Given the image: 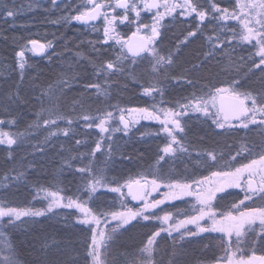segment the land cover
<instances>
[{"label":"snow or ice","instance_id":"snow-or-ice-1","mask_svg":"<svg viewBox=\"0 0 264 264\" xmlns=\"http://www.w3.org/2000/svg\"><path fill=\"white\" fill-rule=\"evenodd\" d=\"M51 3L53 7L57 6V0H51ZM75 12V15L64 17L66 23L77 21L98 32L99 27L91 22L103 19V37L89 41L91 55L85 57L80 52L76 53L81 59L89 60L97 77L96 81L85 83L84 88L95 89L97 99L102 96L108 101L113 88H120L119 77L124 76L123 88L128 87L130 79L132 83L139 84L141 95L149 97L151 103L145 101V106L108 103L104 109H97V114H93L90 101L74 99L72 110L77 119L84 122L81 127L95 128L101 136L90 152L79 154V166L74 167L72 163L76 156L65 158L58 175L62 176L65 168H74L82 182L77 191L86 193L87 198L82 195L66 198L59 190L41 186L36 194L44 193V198L48 200L46 209L0 204V225L5 223L6 218L8 225L18 228L35 222L24 218L41 217L47 213L58 215L54 213V209L58 208L75 209L79 215H67L74 216L75 224L80 226L78 231L84 236L83 264H121L115 258L110 259L111 250L122 236L137 226L151 228L152 231L145 234L131 254L127 251L120 253L126 257L123 264H185V242L201 243L207 251H212V242H217L219 253L213 252L211 259H198L196 264H264V251L257 254V248L264 246V0H228L226 5L218 0H86V3L76 7ZM142 13L151 14V24L144 23ZM16 14L14 4L0 0V17L14 18ZM230 21H235V24ZM124 23L137 26L128 39L117 32L118 25ZM168 25L178 26L180 33L165 53L161 46ZM229 32L230 36L227 35ZM133 40L135 43L130 42ZM198 40L202 43L194 57L195 62L191 68H185L180 75H176L172 69L181 53ZM28 43L35 55H42L51 47L50 41L44 44L30 39ZM114 47L119 48L115 60L107 55ZM237 48L247 52V56L237 58ZM24 55V50L16 53L21 82L26 67ZM218 56L222 58L217 59ZM144 61L148 62L147 71L152 83L141 82L142 77L137 75V66ZM213 61L217 66L216 74H224L228 79L221 85H204L197 89L200 77L194 78L192 74L200 73ZM113 77L117 79L114 81ZM161 77L190 86L192 94L180 98L173 106L165 100ZM253 78L257 86L247 87ZM76 82L78 78L64 73L56 85L41 87L39 95L34 96L40 107L35 127L48 133L46 141L61 134L71 138L72 125L76 120L70 115H62L52 102L67 96ZM84 95L92 94L85 92ZM19 99L18 91L15 95H8L9 102H18ZM116 113H119V125L114 126L112 122L116 120ZM193 119L219 130L216 135L238 134L237 130L243 129L245 137L256 132L260 140L241 144L235 154L229 151L227 156L215 149L202 151L187 139L186 125ZM65 120L67 126L61 128L59 122ZM141 120L155 121L160 125L156 134L162 132L166 135L167 142L159 148L155 164L150 165L148 171L130 175L122 181L108 180L104 170L98 169L95 163L98 159L96 153L104 155L102 141H113V133L118 132L129 137L133 127ZM5 123L15 125L16 120L0 119V125ZM31 128L32 125H29ZM106 133L107 136L104 135ZM24 135L0 130V146H5L3 150L7 152L8 161H15L14 146H19ZM75 143L79 146L82 141L76 139ZM36 151H43V147L33 145V152ZM114 151L109 143L106 163L112 161ZM181 154L194 159L209 175L179 179L160 172L169 160L181 159ZM120 159L131 160L132 157L122 154ZM28 166L31 168L32 163L29 162ZM11 173H5L0 184L8 187L13 181L19 183L27 179L25 170L13 168ZM206 184L209 185L207 190L204 187ZM99 188L117 194L121 210H113L112 205L96 204L99 197L95 193ZM233 188L239 189L243 197L226 192V189ZM161 189L166 191L161 192ZM218 192L225 195L217 196ZM153 193H159V198ZM230 196L237 198L221 208V202L227 201ZM184 197H194L195 203L187 201L192 204V212L184 213L183 218H174L172 212L162 208L163 215L154 211L167 202L183 200ZM129 199L137 202L138 206H127ZM258 201L261 203L258 204ZM141 221L145 223L141 225ZM153 221L157 223H150ZM162 241L165 244L171 241L170 247L161 249ZM49 247L45 242L41 250L45 253L43 256L41 251L36 252L34 264H51L46 255ZM245 249H250L251 254ZM0 264H27L20 260L16 247L7 239L2 228ZM69 264H80V254L70 257Z\"/></svg>","mask_w":264,"mask_h":264},{"label":"trees","instance_id":"trees-1","mask_svg":"<svg viewBox=\"0 0 264 264\" xmlns=\"http://www.w3.org/2000/svg\"><path fill=\"white\" fill-rule=\"evenodd\" d=\"M8 2L14 4L17 14L14 18L0 17V119L5 121L15 119L16 124L12 125V132L25 133V141L21 142L18 147L14 146V162L7 160V152L3 150L5 147L0 148V180H3L5 173L11 175L13 168L25 170L27 179L21 180L19 183L13 181L8 187L0 184V204L37 209L39 205L36 202V193L41 186L51 190H59L60 194L66 198L81 193L77 191L78 188L82 187V182L79 179L80 174L75 173L74 168L72 170L65 168L63 175L59 176V170L63 166L64 159H70L72 156L77 157L72 161L74 167L79 166V154L90 152L95 147L96 141L100 139L98 133L88 131L86 128L80 130L76 113L72 110L74 99L90 101L89 107L92 113L97 114L96 110L104 109L108 103H119L122 106H145V101L150 104V98L141 95L139 84L132 83L130 79L128 80V87L123 88L124 76L119 77L120 88L119 90L113 88L108 101L102 96L97 99L95 89L84 88L85 83L94 82L97 77L89 60L81 59L76 53L80 52L85 57L91 55L89 41H95L98 37L102 38L103 30L100 20L95 23L100 29L97 32L89 26L83 27L73 21L66 23L64 17L75 15L76 7L86 3V0H57L56 7H53L51 0H8ZM218 2L221 3V0ZM165 31V41L161 47L166 53L169 46L174 44L175 37L180 33V28L168 25ZM117 32L124 39H128L134 32V27L132 24H119ZM30 39H35L44 44L50 41L51 47L47 48V53L43 56L31 55L25 58L26 67L21 82L16 53L21 50H24L25 53L30 51L28 48ZM201 43L202 41L198 40L181 53L177 64L172 69L176 75H180L185 68H191V64L195 62V55L201 49ZM118 52L119 48L114 47L107 55L115 60ZM235 55L237 58L240 55L247 56V52L237 48ZM221 58L217 57V59ZM147 66V61L137 66V75L142 77L141 82L143 83L153 82L148 75ZM216 67L215 61H213L200 73L192 74L194 78L200 77L197 80V89L204 85H221L223 81L228 79L224 74L217 75ZM64 73L78 78V82L72 84L67 96L60 98L58 102L54 100L52 106L62 115H70L76 120L70 134L71 138L62 136L48 138L47 141L41 143L43 151L33 152V145H40L36 137L32 139L31 135L28 134L34 129L38 119L37 113L40 111L39 102L35 100L34 96L39 95L41 87L47 88L50 84L56 85ZM116 79L117 77H113L114 81ZM161 80L165 88V100L173 106L177 100L189 96L193 92V89L186 84H176L171 79L163 80V77ZM100 82L103 83V80ZM246 86L256 87L255 78ZM17 91L19 92V101L9 102V93L15 95ZM85 92L92 95L85 96ZM47 106L48 103L45 101V107ZM77 111H79L78 108ZM29 125H32L31 129H29ZM186 128L188 129L187 139L191 140L197 148L202 151L215 149L217 153L223 152L225 156L228 155L229 151L235 154V150L241 144L249 143L251 140L257 142L260 140L256 132L249 133L245 137L243 129L237 130L238 134L216 135L215 133L219 130L194 119L188 122ZM76 139L81 140L82 144L76 145ZM102 143L104 155L99 152L96 153L98 157L95 162L96 167L104 170L108 180L120 179L122 181L130 175L134 176L138 172L148 171L150 165L155 164V157L159 148L166 143V139L156 134L154 126L143 124L129 137H124L121 132H118L113 135V141L105 140ZM109 143L115 151L112 161L106 163ZM122 154L131 156L132 159L121 160ZM159 154L162 155V153ZM192 155L195 156V153ZM181 156V159L169 160V163L165 164L160 172L165 175L176 176L179 179L193 175L199 177L201 174L209 173L194 159H189L184 154ZM29 162L32 163L31 168L28 166ZM54 176L57 178L54 179ZM229 192L238 193L239 198L243 197V194L238 191ZM85 195L86 193H84ZM95 195L99 197L95 201L96 204L112 205L113 210H121V201L117 194L99 188ZM221 195H225V193ZM236 198V196L228 197L227 201L221 202V208ZM257 203L261 202L258 201ZM127 206L135 207L129 200ZM187 207L186 202H176L164 207V210L178 216L180 213L186 212ZM54 213H58V215L51 213L39 218L27 219L35 222L22 224L18 228L7 226V239L16 247L20 260L27 262V264H34L37 259L36 252L43 249L45 242L50 245L46 255L51 264H69L70 257H76L78 254H80V264H83L84 236L78 231L80 226L75 224L74 216L67 215L73 212L57 211ZM144 223V221L140 222L141 225ZM151 231V228L137 226L126 233L111 250L110 259L115 258L123 264L126 257L120 253L127 251L131 254L145 234ZM163 235L166 236V234ZM203 243L209 242L203 241ZM216 243L212 242V251H207L203 249L201 243L189 244L185 242L183 255L185 264H196L198 259H211L213 252L219 253ZM170 244L171 241H168L167 244L162 241L161 249L170 247ZM245 251L251 254L250 249H245ZM262 251H264V246L257 248V254H261ZM44 254L41 251V255Z\"/></svg>","mask_w":264,"mask_h":264},{"label":"rangeland","instance_id":"rangeland-1","mask_svg":"<svg viewBox=\"0 0 264 264\" xmlns=\"http://www.w3.org/2000/svg\"><path fill=\"white\" fill-rule=\"evenodd\" d=\"M141 18L143 19L144 23H148V24H151V23H152V20H151V14L142 13V14H141ZM73 22H75V21H73ZM229 23L235 24V21H230ZM100 24H101V28H102V30H103V19H100ZM132 25H133V27H134V32H135L137 26H136V24H132ZM237 27H238V26H237ZM143 31H144V30L141 29V33H143ZM227 35L230 36L231 33L229 32V33H227ZM31 55H34V54H33L31 51H27V52L25 53V55H24V59L30 57ZM34 56H35V55H34ZM151 83H152V82H151ZM157 100H159V96H157ZM150 103H151V99H150ZM78 122H79V125H80V126H79L80 130H84V128L81 127V125H82L84 122L81 121V120H78ZM59 123H60L61 128L67 126V124H66V120H65V121H60ZM112 123H113L114 126L119 125V113H116V120L113 121ZM209 123H210V122H209ZM74 124H75V123H74ZM143 124L154 126L156 132H157V131L159 130V128H160V125H159L158 123H156L155 121H144V120H141V122H140L139 124H136L135 127H133V129H132V133H133V132H134V131H135L140 125H143ZM72 128H73V125H72ZM0 130L12 132V125H9V124H7V123H6L4 126H1V125H0ZM86 130H88V131H93V132H95V133H98V134H97L98 136H101V134H100V133L98 132V130L95 129V128H92V129H86ZM12 133H14V132H12ZM132 133H131V134H132ZM28 134L31 135V138H32V139L36 137L37 140H38V143H39L40 145H41V143L45 142V137L48 136V133H47L46 131H44L43 128H39V129H37L36 127H34V129H32V132H29ZM114 134H115V133H113V135H114ZM121 134L123 135V132H121ZM131 134H130V136H131ZM104 135L107 136L108 134L106 133V134H104ZM159 135L163 136V137L166 139V135H165L164 133L161 132ZM61 136H62V137H65V136H63L62 134L59 135V137H61ZM53 137H56V136H53ZM124 137H125V136H124ZM49 138H52V137H49ZM21 140H22V142H24V141H25V136H23V137L21 138ZM166 142H167V140H166ZM2 147H5V146H0V148H2ZM77 166H78V165H77ZM206 175H209V173L206 174ZM204 187H205V190H207V188L209 187V185L206 184ZM160 191L163 192V191H166V189H161ZM229 191H238L239 193H242V192L239 191V189H235V188H233V189H226V192H229ZM221 194H224V193H220V192H218V193H217V196H219V195H221ZM242 194H243V193H242ZM78 195H82V196H84V193L81 191V193L78 194ZM85 196H87V194H86ZM85 196H84V198H87V197H85ZM153 196L156 197V198H159V193H153ZM129 201H130V199H129ZM187 201H192L193 203H195V199H194V197H184L183 200H176V201H170V202H167V203L161 205L160 208L155 209L154 211H156V212L159 213L160 215H163L164 212L161 211V208L164 209V207L169 206V205H172V204H175L176 202H186V203H187ZM36 202H37V204L39 205V208H37V209H46V208H47L48 200L44 198V193H43V192H41V193L39 194V196H36ZM130 202H131V201H130ZM213 203H215V201H213ZM131 204H132V203H131ZM187 204H188V207H187V209H186V212H182V213H180V215H178V216H174V218H177V219H179V218H183L184 213H191V212H192V204H189V203H187ZM137 206H138V205H137ZM135 207H136V206H135ZM57 211L73 212V213H75L76 215H79V213H77L75 209H67V208H58V209H54V212H57ZM48 214H51V213H47L46 215H48ZM32 218H39V217H31V218H24V219H32ZM7 226H10V225H8V224L6 223V218H5V223H4L3 225H0V228H2L3 231L6 233V227H7ZM189 227H192V226L189 225ZM174 235H176V234L174 233Z\"/></svg>","mask_w":264,"mask_h":264},{"label":"water","instance_id":"water-1","mask_svg":"<svg viewBox=\"0 0 264 264\" xmlns=\"http://www.w3.org/2000/svg\"><path fill=\"white\" fill-rule=\"evenodd\" d=\"M99 20H97V21H94V22H91V23H97ZM78 24H80L81 26H88V25H86V24H83V23H80V22H78ZM132 35H130L129 37H131ZM128 37V38H129ZM130 42H132V43H135V41L133 40V41H130ZM28 48H29V50L32 52V45L31 44H29L28 45ZM126 51V50H125ZM33 53V52H32ZM47 53V49H46V51L44 52V54H42V55H35L34 53V55L35 56H43V55H45ZM130 59H131V57H129ZM227 102V101H226ZM130 201H131V203L134 205V206H137V202H135V201H132L131 199H130Z\"/></svg>","mask_w":264,"mask_h":264},{"label":"flooded vegetation","instance_id":"flooded-vegetation-1","mask_svg":"<svg viewBox=\"0 0 264 264\" xmlns=\"http://www.w3.org/2000/svg\"><path fill=\"white\" fill-rule=\"evenodd\" d=\"M228 3V0H221L222 5H226ZM100 20V19H99ZM76 22V21H75ZM83 27H88V26H83Z\"/></svg>","mask_w":264,"mask_h":264},{"label":"bare ground","instance_id":"bare-ground-1","mask_svg":"<svg viewBox=\"0 0 264 264\" xmlns=\"http://www.w3.org/2000/svg\"><path fill=\"white\" fill-rule=\"evenodd\" d=\"M76 23L78 24V22L76 21ZM80 25V24H79Z\"/></svg>","mask_w":264,"mask_h":264}]
</instances>
